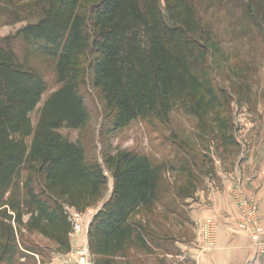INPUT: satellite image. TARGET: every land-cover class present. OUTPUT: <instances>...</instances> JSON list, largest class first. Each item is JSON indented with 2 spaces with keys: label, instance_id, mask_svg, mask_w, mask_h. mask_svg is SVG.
Segmentation results:
<instances>
[{
  "label": "trees",
  "instance_id": "obj_1",
  "mask_svg": "<svg viewBox=\"0 0 264 264\" xmlns=\"http://www.w3.org/2000/svg\"><path fill=\"white\" fill-rule=\"evenodd\" d=\"M257 1L264 14V0ZM87 2L47 0L42 16L15 34L55 60L61 84L43 102L35 126L29 115L46 82L18 61L8 38L0 44V257L15 254L11 221L68 252L71 226L64 206L84 211L97 205L108 176L109 197L87 232L94 264H126L117 258H125L132 243L151 251L154 233L142 216L159 201L162 166L126 150L106 155L103 166L88 162L82 145L58 132L81 129L89 120L79 92L87 60L93 86L112 115V130L149 117L166 122L184 107L204 135L210 132L223 148L236 145L224 98L207 74L210 50L191 0H95L86 7ZM253 6L248 4L246 18H253ZM22 169L28 172L24 203L9 192Z\"/></svg>",
  "mask_w": 264,
  "mask_h": 264
},
{
  "label": "rangeland",
  "instance_id": "obj_2",
  "mask_svg": "<svg viewBox=\"0 0 264 264\" xmlns=\"http://www.w3.org/2000/svg\"><path fill=\"white\" fill-rule=\"evenodd\" d=\"M94 1L88 0L86 7ZM191 1L210 50L207 74L224 98V115L232 127L236 145L223 148L210 132L204 135L197 128V119L184 107L171 112L166 122L149 117L134 120L119 131L112 130V115L101 91L93 86L88 60L82 65L79 92L89 120L81 129H58L62 136L82 145L88 162L103 166L106 155L126 150L146 155L154 164L162 166L159 201L154 212L142 216L154 233L149 242L151 251L148 253L139 244L132 243L126 257L117 258L126 264H194L175 242L189 243L198 235L199 225L190 216L197 192L215 184L218 173L234 171L247 157L256 156L264 148V14L256 9L259 1ZM46 4L47 0H0V44L8 38L18 61L46 82V91L29 115L33 126L43 102L61 84L57 80L55 60L34 51L15 34L24 25L37 21ZM248 4L254 5L252 19L245 17ZM27 173L22 169L9 191L20 201L25 194ZM32 181L38 191L39 182ZM111 185L108 176L105 196L110 193ZM28 218L27 206L23 205V223ZM10 223L16 250L13 256L0 257V264H67L64 256L78 242L76 238L68 252H58L55 244L42 235Z\"/></svg>",
  "mask_w": 264,
  "mask_h": 264
},
{
  "label": "crops",
  "instance_id": "obj_3",
  "mask_svg": "<svg viewBox=\"0 0 264 264\" xmlns=\"http://www.w3.org/2000/svg\"><path fill=\"white\" fill-rule=\"evenodd\" d=\"M218 176L217 182L209 184L210 187L206 191L197 192L190 211L191 219L196 225L202 220L216 224V247L200 252L198 235L192 242H175V244L180 250L187 252L194 264H247L255 261L256 255L251 248L248 234L237 228V209L232 196L236 188L245 194L253 195L258 207L259 220L264 225V148L260 149L256 156L251 154L247 157V160L234 171L220 172ZM109 194L93 207L95 211L101 207ZM73 243L75 239L70 238L71 246ZM256 263L264 264L259 259Z\"/></svg>",
  "mask_w": 264,
  "mask_h": 264
},
{
  "label": "built area",
  "instance_id": "obj_4",
  "mask_svg": "<svg viewBox=\"0 0 264 264\" xmlns=\"http://www.w3.org/2000/svg\"><path fill=\"white\" fill-rule=\"evenodd\" d=\"M233 201L237 209V228L246 232L251 241V248L255 252V264L259 259L264 262V225L258 217V207L253 195H248L236 188ZM64 211L70 222V238L78 239L71 252L64 256L67 264H94L93 256L88 243V226L91 217L95 214L93 207L78 211L64 206ZM217 243V226L209 220H202L198 228V249L200 252L212 250ZM260 264V263H259Z\"/></svg>",
  "mask_w": 264,
  "mask_h": 264
},
{
  "label": "water",
  "instance_id": "obj_5",
  "mask_svg": "<svg viewBox=\"0 0 264 264\" xmlns=\"http://www.w3.org/2000/svg\"><path fill=\"white\" fill-rule=\"evenodd\" d=\"M247 264H255V262H254V261H252V262H249V263H247Z\"/></svg>",
  "mask_w": 264,
  "mask_h": 264
}]
</instances>
